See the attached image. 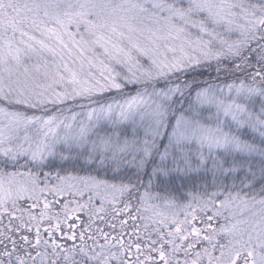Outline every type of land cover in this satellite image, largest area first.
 <instances>
[{"label":"snow or ice","instance_id":"6c2138e0","mask_svg":"<svg viewBox=\"0 0 264 264\" xmlns=\"http://www.w3.org/2000/svg\"><path fill=\"white\" fill-rule=\"evenodd\" d=\"M0 264H264V0H0Z\"/></svg>","mask_w":264,"mask_h":264},{"label":"rangeland","instance_id":"374dc122","mask_svg":"<svg viewBox=\"0 0 264 264\" xmlns=\"http://www.w3.org/2000/svg\"><path fill=\"white\" fill-rule=\"evenodd\" d=\"M202 70H203V69H202ZM203 71H204V70H203ZM205 72H206L205 77H207V76H208V72H207L206 70H205ZM212 74L215 75V72L213 71ZM21 163H23V161H21ZM86 198H87V197H85V199H86ZM221 198H223V197H221ZM41 199L43 200L44 197H41ZM47 199L51 200L52 197H51V196H47ZM27 206H28V205H27L26 203H21V205H20V207H22V208H27ZM177 210H179V209H177ZM35 214H36V215H39V209L35 210ZM209 214H211V213H209ZM225 215H227V213H225ZM180 218L183 219L182 216H181ZM25 219H27V217H25ZM198 219H199V217H198ZM4 222L7 223V218H5ZM225 223H226V221H225L224 217H220V218H218L216 221L213 222V226L216 227V228H219L221 225H223V224H225ZM45 226H46V225H43L42 227H45ZM196 226H197V227H204V225L200 224L199 222H197ZM150 230H151V229H150ZM217 239H220V242H221V243L224 242V240H223L222 238H220V237H217ZM203 247H209V245H207V244H201V245H200V248H203Z\"/></svg>","mask_w":264,"mask_h":264},{"label":"trees","instance_id":"16d2710c","mask_svg":"<svg viewBox=\"0 0 264 264\" xmlns=\"http://www.w3.org/2000/svg\"><path fill=\"white\" fill-rule=\"evenodd\" d=\"M203 71V70H202ZM205 74H206V72H205V70H204V76H205ZM257 187H259V185H257ZM144 189H141V191H143ZM152 191H153V193H155L156 191H157V189L156 188H153L152 189Z\"/></svg>","mask_w":264,"mask_h":264}]
</instances>
